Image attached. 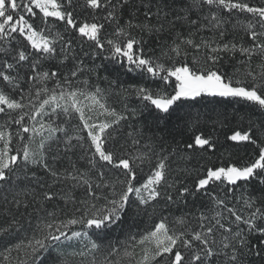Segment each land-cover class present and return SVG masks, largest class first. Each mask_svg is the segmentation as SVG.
I'll return each mask as SVG.
<instances>
[{"label":"snow or ice","instance_id":"1","mask_svg":"<svg viewBox=\"0 0 264 264\" xmlns=\"http://www.w3.org/2000/svg\"><path fill=\"white\" fill-rule=\"evenodd\" d=\"M129 4L130 0H84L81 7L105 13L89 21L76 18V0H0V82L8 89L6 92L0 88V114L6 117L0 124V182L9 183L12 176L19 180L17 170L27 179L29 165L42 167L52 180L51 184L40 185L41 192L20 188L11 192L10 200L4 197L0 204V242L18 237V230L23 227L21 208L27 211L35 204L34 211L38 213L44 202L56 198L51 190L53 185L72 181L73 187H83L87 196L80 201L84 208L79 217L57 221L55 213L48 212L53 219L38 224L31 238L5 243L0 250V264H13L14 259L16 264H35L50 243L55 246L62 238L72 240L81 236L88 237L90 247L71 255H92L88 264H245L248 254L264 255V194L242 193L235 199L243 207L229 206L241 182L256 180L264 185V121L259 125L249 121L246 127L232 128L227 116L217 114L216 119L205 121L202 127L201 114L193 116L187 112L184 125L193 130L192 135L177 142L174 148L166 149L161 142L157 152L154 141L149 140L141 151L137 146L142 134L133 132H128L127 137L134 152L128 151L127 140L117 147L121 122L137 116L138 109L124 104L125 111H117L108 105L104 90L98 85L94 90L73 87V78L83 73L84 63L76 58L74 41L69 36L71 32L90 42L94 46L93 56L106 51L105 59L118 63L128 73L147 76L157 83L156 88L130 84L121 93L125 99L134 95L141 102L140 110L161 114V119L171 116L181 105L199 103L208 97L244 101L264 112V5L247 0H185L179 11H174L166 10L168 5L161 0L155 13L147 3L143 19L133 11L121 23L123 10ZM225 12L228 17L233 12L251 14L243 23L232 26L239 27L248 37L247 45L235 39L225 40V25L229 23ZM178 23L189 26L187 35L175 31ZM106 25L113 28L111 37L102 36ZM201 30L211 31L213 36L197 40ZM161 33L174 34L160 47V55L146 53L144 36L158 37ZM237 55L242 58L233 71H222L223 60H234ZM257 57L258 62L253 65ZM53 59H58L59 66L69 59L75 63L66 73L58 67L42 70ZM49 81L53 82L51 88L47 86ZM45 116L49 117L47 121ZM53 116H63L74 134L70 135L63 125L53 126ZM73 119L78 122L71 124ZM12 125L17 126L14 132L10 130ZM225 129L226 141L235 146H254L255 157L244 164L211 163L208 153L215 152L218 133ZM56 133L64 134L65 152L81 150L79 159L86 162L84 169H78L74 163L71 170L49 166L47 155L51 144L58 143ZM14 139L19 147H14ZM52 158L57 159L55 155ZM173 158L177 163L175 172L171 167ZM205 160L209 162L200 163ZM144 165L149 174L137 184ZM181 176L193 177V183L188 185ZM32 178L35 179L34 172ZM214 185H223L227 191L223 196L209 192ZM199 193L208 195L210 209L174 216L170 221L163 215L162 207L156 217L161 202L166 207L186 202V197ZM62 198L75 203L70 195ZM133 205L137 212L150 207L153 224L138 236H131V250L124 247L122 254L110 247L106 255L97 259L93 253L101 246L87 230L72 231L71 235L65 231L70 225L80 224L102 232L122 219ZM253 238L258 244H252ZM137 246L139 255L135 252ZM64 256L58 249L56 264H66Z\"/></svg>","mask_w":264,"mask_h":264},{"label":"trees","instance_id":"2","mask_svg":"<svg viewBox=\"0 0 264 264\" xmlns=\"http://www.w3.org/2000/svg\"><path fill=\"white\" fill-rule=\"evenodd\" d=\"M164 2L168 5L166 10H174L179 11V9L183 6V2L185 0H164ZM250 4L254 5H264V0H247ZM150 3L152 7L153 13L156 11V6L161 4V0H130V4L123 10L121 23L129 19L130 12H136L140 19L144 18L145 13L147 12V8L144 7V4ZM84 4V0H76V18L78 20L88 19L91 21L93 16H103L105 13L103 12H93L92 10L85 9L81 7ZM207 13V9H205V14ZM226 19L229 20V23L225 25L227 29L225 40L230 41L235 39L237 42L243 41L245 45L248 43V37L242 32L239 27L233 29L234 24L243 23L247 18H250L251 14L247 13H236L233 12L231 17L227 16L225 12L223 14ZM195 18V16H193ZM169 19H172V16H169ZM191 29L187 24H177L175 31H179L187 35V33ZM257 31L259 29L257 28ZM113 32V28L106 25L103 30L102 36L111 37ZM174 33H161L157 36H144V40L146 43L143 45L144 51L151 55H160V47L164 44L165 41L169 40L171 35ZM139 38L138 33H134ZM69 36L74 41V53L77 59H82L84 63V70L82 74H78L77 77L73 78V87L81 88L86 90H94L95 86H99L104 90V96L107 98V103L111 107H115L117 111H125L124 104L128 105L129 109L137 108L138 115L135 117L129 118L127 121H122L120 125L119 132L117 134V140L115 141L116 146L118 147L120 144H124L127 140L128 143L126 145L129 152H134L135 148L131 146L130 139L127 137L128 132L140 133L142 134L141 144L137 147L140 148L141 151H144V145L149 142V140L154 141V147L158 152L160 150L161 142H163V146L167 149L169 146L175 147L177 142H182L187 140V138L192 135L191 129L185 128L184 119L185 113L191 112L193 116L197 113L201 114V126H205V121L214 120L217 117V114H220L221 117L227 116V123L229 127H246L249 121L254 122L259 125L262 121H264V112H261L258 108L251 105L250 103H246L244 101H236L231 98H212L208 97L206 99L200 100L199 103L191 104V105H181L176 108V110L172 113L171 116H168L166 119H161L159 116L161 114L150 112L147 110H140V101L134 96H127L125 99L123 94L121 93L122 88H127L130 84H144L145 86L156 88L158 87L157 83H154L147 76L141 77L137 73H128L124 69H121L118 63H114L109 59H105L107 56V52H101L95 56L92 55L93 45L86 40H80L78 36L73 33H69ZM213 33L208 30H201L200 33L196 36V39L200 38H211ZM218 38V37H217ZM107 47V45H106ZM84 52H88V56H84ZM242 57L237 55L234 60H230L225 58L221 63V70L226 73H231L233 68L236 66V62L240 60ZM192 59L191 54L189 55V60ZM258 57L254 58L253 65L258 62ZM74 60L69 59L65 62L63 66H59L58 59H53L48 63L43 65L42 70H48L51 68H59L61 73H66L70 69H72ZM23 74V73H22ZM87 80L88 83L85 84L83 81ZM115 81V83H112ZM49 88L53 87V82L49 81ZM25 89H27L28 85H24ZM0 88H4L2 82H0ZM7 92L8 89L4 88ZM120 93V94H118ZM19 98L18 96L16 97ZM243 118V119H241ZM6 117L3 114H0V124H3ZM44 120H48L49 117L45 116ZM65 118L63 116L57 118L56 116L51 117V122L53 126L63 125L69 129V134H74L71 125L64 123ZM27 123H31L30 121H26ZM78 121L73 119L71 124H76ZM131 126V127H129ZM16 125H12L11 129L13 132L15 131ZM225 132L218 133L219 141L217 145V149L215 152H210L208 155L211 157V163L221 165L228 163H238L244 164L248 162L250 159L255 157L256 150L254 146L249 144H244L241 146H235L234 142L225 140ZM55 137L58 139V143H52L51 149L47 155V162L50 167L56 170H64L70 169V165L74 163L78 169H84L86 167V162L79 159L82 155V152L79 148H75L72 151L65 152L64 146V134L56 133ZM39 138H37L38 140ZM14 147H19V142L14 139ZM53 155L57 157V159H53ZM209 161H201L200 163H208ZM196 162H193L195 164ZM184 166V165H181ZM193 165H189L191 167ZM171 167L175 172L177 167V163L175 158L171 163ZM35 173V179L32 178V173ZM149 174V168L147 165H144L142 169L139 171L136 183H142L144 179H146ZM17 176L20 177L19 180L16 179V176H12L10 178L9 183L0 182V204L3 203L4 197H8L11 199V192L18 190L20 188H35L37 192H41L43 189L40 188V185H48L52 183L51 177L49 174L38 165H29L27 170V179L24 178V173L17 170ZM172 177L170 176V179ZM184 179L188 185L193 183V177L184 176L180 177ZM74 182L65 181L64 183H58L53 185L52 191L56 193V198L43 203L42 210L38 213L34 211L36 207L35 204L31 205L27 211L23 208L20 209L22 213L21 223L23 227L18 230V237L11 241H2L0 242V250L3 249L5 243H15L19 239L27 240L31 238L33 235V231L36 229L37 225L42 221H50L53 219L47 215L48 212L55 213V219L66 220L72 218L73 216L79 217L83 211L84 205L80 203L81 200L87 199L85 190L83 187H73ZM13 185L15 187H13ZM227 189L225 186L220 185L211 186L209 188V192H216L217 194L223 196ZM247 193L249 195L261 196L264 194V185L259 184L256 180H253L247 184L240 183L239 187L236 189L235 194L232 196L229 206H237L242 208L243 203L238 202L235 197L240 196L242 193ZM70 195L74 198L75 203L71 199L65 200L62 197ZM264 202V201H262ZM99 203H104L100 201ZM164 208L163 215L168 216L169 220L174 216H179L181 214H195L200 210H207L211 208L209 203V197L205 193H199L195 196L186 197V202H178L169 206H164L163 202L160 205H157V213L156 217L158 218L160 215V208ZM80 209V211H77ZM135 206L129 207L128 211L122 216V219L116 221L104 231L96 230L95 232L92 229H85L82 225H70L65 231L68 235H71L72 231H85L89 232V236L92 240H95L97 244H99L100 250L98 252L93 253L97 257V259L102 258L103 255L107 254V251L110 250V247H115L118 250H121L124 247H128L131 250V236L143 233L145 230L151 228L153 224L152 218V209L149 207L146 210L135 211ZM211 215V212H208ZM63 239V238H62ZM61 239V240H62ZM60 240V241H61ZM55 242V246L60 242ZM252 244H258L256 239H252ZM55 246L51 243L49 245V249L40 254L39 258L36 260L35 264H56L57 251L55 250ZM135 252L139 255L140 248L137 246ZM15 253H13V257H15ZM137 255V258H138ZM78 257V256H77ZM76 256H64L66 264H81V261H84V264H88V261L92 259V255L87 257H78ZM23 259V255L20 257ZM116 257L114 256L113 259ZM13 264H16L15 259L13 260ZM245 264H264V255L255 256L253 254H248L245 257Z\"/></svg>","mask_w":264,"mask_h":264},{"label":"rangeland","instance_id":"3","mask_svg":"<svg viewBox=\"0 0 264 264\" xmlns=\"http://www.w3.org/2000/svg\"><path fill=\"white\" fill-rule=\"evenodd\" d=\"M80 99L83 100V97H81ZM87 247H90L88 237L81 236V237L73 238L72 240L62 239L55 246V250L58 251V249H59L60 251L65 253V256H72L71 255L72 252H74V251L78 252V251L85 249ZM78 257H80V256H78Z\"/></svg>","mask_w":264,"mask_h":264}]
</instances>
